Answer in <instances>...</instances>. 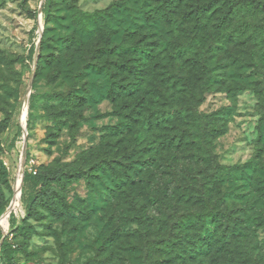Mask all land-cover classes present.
Wrapping results in <instances>:
<instances>
[{
    "label": "trees",
    "instance_id": "obj_1",
    "mask_svg": "<svg viewBox=\"0 0 264 264\" xmlns=\"http://www.w3.org/2000/svg\"><path fill=\"white\" fill-rule=\"evenodd\" d=\"M136 4L126 0L105 15L79 13L60 41L52 81L75 70L85 74L69 105L82 107L90 96L108 99L121 123L74 164L25 175L28 217L39 218L42 210L55 220L73 218L77 227L101 210L108 247L131 236L139 242L130 240L133 249L148 247L150 264H264L246 228L223 210L224 180L210 158L225 130L216 124L218 114L210 119L197 110L208 93L243 89L224 88L228 60L235 58L230 49L264 46V2L152 0L132 8ZM101 16L112 21L101 25ZM48 31L34 81L55 63V55L45 56ZM82 182L90 186L88 197H96L94 208L87 200L85 208L69 203L66 193ZM12 185L0 160V220L12 202L5 194ZM249 225L264 227V216ZM20 231L23 242L3 243L0 264H19L16 255L26 254L29 236L25 226Z\"/></svg>",
    "mask_w": 264,
    "mask_h": 264
},
{
    "label": "rangeland",
    "instance_id": "obj_2",
    "mask_svg": "<svg viewBox=\"0 0 264 264\" xmlns=\"http://www.w3.org/2000/svg\"><path fill=\"white\" fill-rule=\"evenodd\" d=\"M138 1L132 8L146 6L152 0ZM125 2L0 0V122L8 114L11 116L0 136V160L13 183L10 191L5 189L12 201L21 173L23 188L25 175L32 166L40 172L72 165L84 152L98 148L109 129L121 123L108 99L90 96L89 103L82 107L69 105V96L84 73L75 70L68 79L60 78L57 82L52 78L57 74L60 41L69 34L68 28L72 31L71 20L85 12L105 15L111 6ZM101 18V25L112 21ZM260 21L264 30V10ZM244 26L242 23L239 30ZM46 30L49 31L45 56L55 55V63L37 81H32ZM230 50L235 58L228 60L230 68L224 88L241 84L243 89L208 93L197 110L210 119L218 114L216 124L225 133L215 141V158L210 159L214 162L212 169L218 168L224 180L227 201L223 210L246 228L247 241L256 245L259 258L264 259V227L249 225L255 216H264V46ZM111 60L107 58L105 62ZM31 81L30 103L23 120V105ZM90 191L88 183L82 182L66 196L74 207L85 208L82 201L87 200L91 209L96 197H88ZM28 204L29 195L23 197L22 189L8 220H0V252L6 240L16 246L23 242L20 229L25 226L28 246L25 255H16L19 264H150L148 247L133 249L130 240L139 242L131 236L108 247L101 210L92 221L76 227L73 218L55 220L42 210L39 218L28 217ZM74 213L78 215L72 208ZM131 230L133 227L124 228Z\"/></svg>",
    "mask_w": 264,
    "mask_h": 264
},
{
    "label": "bare ground",
    "instance_id": "obj_3",
    "mask_svg": "<svg viewBox=\"0 0 264 264\" xmlns=\"http://www.w3.org/2000/svg\"><path fill=\"white\" fill-rule=\"evenodd\" d=\"M30 95H31V90L29 89L27 92L26 98H25L24 105H23V113H22V119L23 120H25L26 112H27L28 107H29ZM21 193H22V173L19 176L18 181H17L16 195H15V198H14V200L10 206V212L15 208V204H16L17 200L19 199ZM9 215H10V213H9ZM5 220H6V216H5Z\"/></svg>",
    "mask_w": 264,
    "mask_h": 264
},
{
    "label": "water",
    "instance_id": "obj_4",
    "mask_svg": "<svg viewBox=\"0 0 264 264\" xmlns=\"http://www.w3.org/2000/svg\"><path fill=\"white\" fill-rule=\"evenodd\" d=\"M36 68H37V64H36ZM35 72H36V69L34 70V72H33V75H32V81H33V79H34V76H35ZM30 82V85H29V89L31 90L32 89V83L33 82ZM13 202V201H12ZM12 204V203H11ZM11 206V205H10ZM10 206L8 207V209H7V211H6V213H5V216H6V220H8V218H9V213H10Z\"/></svg>",
    "mask_w": 264,
    "mask_h": 264
},
{
    "label": "built area",
    "instance_id": "obj_5",
    "mask_svg": "<svg viewBox=\"0 0 264 264\" xmlns=\"http://www.w3.org/2000/svg\"><path fill=\"white\" fill-rule=\"evenodd\" d=\"M32 163H34V162L32 161ZM30 172H33L34 174H36V170L34 169L33 166L31 167Z\"/></svg>",
    "mask_w": 264,
    "mask_h": 264
}]
</instances>
